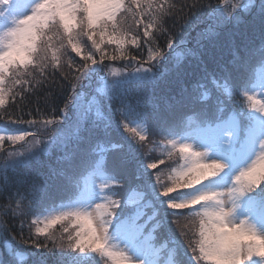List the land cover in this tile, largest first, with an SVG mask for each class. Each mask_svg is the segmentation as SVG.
I'll list each match as a JSON object with an SVG mask.
<instances>
[{"label":"snow or ice","instance_id":"1","mask_svg":"<svg viewBox=\"0 0 264 264\" xmlns=\"http://www.w3.org/2000/svg\"><path fill=\"white\" fill-rule=\"evenodd\" d=\"M185 7L205 6L0 0V194L10 187V171L27 168L36 177L19 179L23 192L17 187L0 205V264H264V0L217 5L205 14L198 36L219 39L228 24L239 28L248 18L259 23V43L249 47L247 33L226 36L227 63L216 62L212 71L204 65L190 89L165 100L169 108L200 106L159 128L168 157L179 159L170 183L160 181L159 171L152 178L163 160L145 163L139 154L148 114L130 102L133 85L156 86L183 59L199 58L191 49L166 56L157 43L164 35L171 52L184 47L173 37L177 23H188L178 15ZM109 45L117 54L107 53ZM129 46H146L147 57L126 55ZM105 59L138 67L106 68ZM161 62L171 67L159 72ZM240 70L245 76L237 83L233 73ZM37 93L48 113L37 108L41 119H12L9 98L19 97L23 111L26 97ZM237 95L242 103L230 106ZM150 104L158 107L154 99ZM114 113L123 119L114 120ZM18 124L34 130L8 127ZM6 142L16 147L6 149ZM53 151L60 153L56 166L41 160ZM33 162L40 167L32 169ZM122 186L124 198L117 199ZM6 218L20 219L19 239ZM65 223L57 236L54 226Z\"/></svg>","mask_w":264,"mask_h":264},{"label":"trees","instance_id":"2","mask_svg":"<svg viewBox=\"0 0 264 264\" xmlns=\"http://www.w3.org/2000/svg\"><path fill=\"white\" fill-rule=\"evenodd\" d=\"M237 1V0H197L199 4L204 5L205 7L200 8L198 10H189L185 7L183 13H179L178 15H182L188 23H184L181 20L176 24L174 29L175 35L173 37L174 43L179 44L183 42L184 47L177 49L176 52H171L167 47V38L164 35H161L158 38L157 43L160 48H162L165 52L166 56H178V51L182 53L187 49V43L190 41L191 50L197 52L199 54V58L188 56L186 59L182 60V65L176 70H173L170 74H168L164 81H161L156 86L151 84H145L136 86L133 85V91L130 95V102L135 104L137 101L139 102V111L146 112L148 114L147 127L149 129L148 140L145 142L144 146L139 149V154L145 157V163L149 162H158L163 160V164H158V170L152 171V178L154 179L156 176V172H160V181L165 185L169 184V175L171 174V169L175 168L179 164V159L177 156H173L171 158L168 157L167 152L170 150L164 146L165 137L161 135L159 132V128L164 123H173L177 121L182 115L189 114L197 111L199 109V105L192 106L190 104L184 103L180 105H174L169 108L165 104L166 99H170L174 96H177L181 87L191 88L196 80H198L202 74V70L204 65H207L208 70L212 71L216 66V62L227 63L230 59V55L227 51V46L224 43V39L226 36L231 35L232 33H247V35L252 39L249 43V47H252L254 44L258 45L259 43V23L252 22L250 19L245 18V21L239 25V28H234L232 24H228L225 28L221 30V36L219 39H209L205 37L198 36V33L205 26V14L211 11L212 7H216L219 5V8H225L226 4H230L229 2ZM170 3L175 4L177 7L181 5H190L193 3V0H169ZM238 2H241L238 0ZM225 3L224 6H221ZM242 3V2H241ZM195 22V23H193ZM130 23V21H129ZM172 25V20H168V26ZM142 34L143 28L141 27L139 30ZM133 35H136L135 29L132 32ZM98 38V37H97ZM107 39V38H105ZM141 41L143 42V37L141 35ZM70 56L74 59L75 63L78 65L81 63L80 57L76 56L75 53H71V50H68ZM107 53L109 55H114L116 53V49L114 45L107 46ZM126 55L138 57L140 60H144L147 57L146 46L141 47L139 50L136 48L129 46L128 52ZM69 57L65 56L64 59L67 60ZM96 58L99 59V55H96ZM104 66L119 68L124 71H132L136 67H138L136 61H133L131 64L128 63L126 59H118L115 61H111L105 59ZM147 66V65H145ZM171 65L168 62H161L158 67L159 72H164L165 69L170 68ZM67 71V68L63 69ZM51 71V69L49 70ZM179 74V75H178ZM235 81L238 83L244 79L245 73L243 70L236 71L233 73ZM59 77H57L58 79ZM15 91H20L19 87L15 89ZM37 99H39V103H37ZM155 100L158 104V107L150 104L151 100ZM44 95L42 93H37V95H29L26 97L23 102L25 107H23V111H21V103L19 101V97H17L16 101H13L11 97L9 98V103L6 106L7 111L12 114V119H17L18 116H21L23 120L29 119H41V116L37 114L36 109L39 108L45 115L48 113V109L44 106ZM240 103H242L240 96H234L232 100V104L230 106L239 107ZM119 107L116 103H113L112 108L115 109ZM30 113V114H29ZM69 117L72 116V113H68ZM7 119V117H5ZM113 119L116 121L122 120L123 118L119 115V113L113 114ZM3 126V125H0ZM11 129H26L29 131H33L34 129L27 128L24 124L18 125H10L8 126ZM12 134H15L13 131ZM126 134V133H125ZM127 135V134H126ZM119 138V137H115ZM6 149L16 146H11L7 142L4 146ZM60 153L57 151H53L49 154H42L41 160L56 166V157L59 156ZM40 166L33 162L32 169L39 168ZM46 171V169H45ZM22 177H26L29 181L31 179L36 178L34 172L27 168H20L16 172H9L8 178L10 181V187L3 193L0 194V205H7L9 203L7 196L9 192H14L17 187L20 188V191L23 192V187L20 186L17 182ZM38 179V178H37ZM119 195L115 198L123 199L124 192L126 191V186L119 187L117 189ZM175 195V193H173ZM57 203L59 202V196L56 197ZM28 202L24 201L26 205ZM12 207H15V203H12ZM0 211H3L0 208ZM148 214H151V209H146ZM9 226H15L14 232L18 234V239L20 238V219H8ZM33 217L29 216L25 218V227L22 233L24 239L29 237V227L28 221L32 220ZM182 222L183 218H181ZM154 223V222H153ZM67 226V224H57L54 226L53 231L57 236H59L62 231V227ZM151 226V223H149ZM34 227L32 228V232H34ZM161 242L158 240V243Z\"/></svg>","mask_w":264,"mask_h":264},{"label":"rangeland","instance_id":"3","mask_svg":"<svg viewBox=\"0 0 264 264\" xmlns=\"http://www.w3.org/2000/svg\"><path fill=\"white\" fill-rule=\"evenodd\" d=\"M241 2H243V0H240ZM238 2V0L237 1H231V2H229L230 4H233V3H237ZM262 74V72H261V70L259 69V67L257 68V75L258 76H260ZM177 167V166H176ZM99 202V201H98ZM141 222H143V220H141ZM41 227H43V224H41L40 225ZM149 228H151V226H149V224H148V226H147V228H146V233H147V230L149 229Z\"/></svg>","mask_w":264,"mask_h":264}]
</instances>
